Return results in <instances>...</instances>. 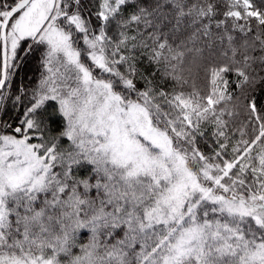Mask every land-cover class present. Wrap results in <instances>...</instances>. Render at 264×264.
<instances>
[{
	"label": "snow or ice",
	"instance_id": "1",
	"mask_svg": "<svg viewBox=\"0 0 264 264\" xmlns=\"http://www.w3.org/2000/svg\"><path fill=\"white\" fill-rule=\"evenodd\" d=\"M0 264H264V0H0Z\"/></svg>",
	"mask_w": 264,
	"mask_h": 264
},
{
	"label": "trees",
	"instance_id": "2",
	"mask_svg": "<svg viewBox=\"0 0 264 264\" xmlns=\"http://www.w3.org/2000/svg\"><path fill=\"white\" fill-rule=\"evenodd\" d=\"M142 67H145V70L147 72H151L150 68H147L146 66H142ZM38 75H39L38 64L35 60H32L28 63L26 67H24L21 70L20 74L17 76V83H19V81L22 78L25 80V82H27L28 77H31V79L34 81ZM8 115H11V113H8L7 115H5V119L8 118Z\"/></svg>",
	"mask_w": 264,
	"mask_h": 264
}]
</instances>
